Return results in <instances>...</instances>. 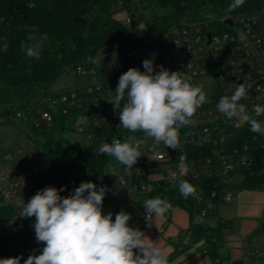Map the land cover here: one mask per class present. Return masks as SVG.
<instances>
[{"label":"built area","instance_id":"1","mask_svg":"<svg viewBox=\"0 0 264 264\" xmlns=\"http://www.w3.org/2000/svg\"><path fill=\"white\" fill-rule=\"evenodd\" d=\"M142 2L132 0L137 10L130 12L125 20L133 31L131 41H118L104 47L102 52L106 67L103 69L95 64H78L71 69L79 75L93 78V81L55 92L48 98L50 109H38L32 116L30 122L33 129L29 134L32 140H38L40 134L37 132L53 127L56 123L54 114L60 112L71 114L75 120H86L77 129L86 134L97 152L101 144L111 143L113 137L121 139V142L129 136L143 140L140 149L142 157L134 165L130 176L124 173L127 183L122 185L129 197L127 204L137 227L145 223L146 210L141 203L148 199L146 194L156 184L166 181L177 184L181 180L217 174L220 179L215 187H222L221 201L230 202L232 194L227 188L235 174L252 175L254 165L264 163V158L259 156L260 152L264 153V134L250 131L247 123L228 120L216 109L220 98L230 96L235 85L245 80L252 83L253 88L240 103L245 104L252 115L254 105L264 106V9L216 17L204 15L201 18H192L186 13L160 35H155L150 33L147 23L143 30L133 29L136 13L144 10ZM228 19L231 23L227 22ZM167 47H172L174 55L183 59L181 64L175 65L179 72L191 76L192 81L197 77L211 76L219 84L218 91L207 95L208 102L195 113V124L179 130L181 149L190 146L202 151L200 156L187 157L188 172L184 175L177 167L181 149L156 148L148 144V138L143 133H130L119 128L118 112H114L113 104L107 102L114 96L121 74L132 67L145 71L144 59L153 60L154 72H158L165 65L163 50ZM78 67H83L84 71H77ZM96 109H100V113L93 115ZM25 117L21 110H0V123L20 121L16 119ZM257 119L264 125V116ZM74 125L75 122L72 127ZM40 143L23 141L14 152L0 149V240L28 226L31 244L37 249L43 248L44 244L36 241L35 217L23 218L18 214L23 202L27 203L33 196L43 170L44 152ZM94 183L98 188L104 186L98 181ZM216 194L218 191L214 190L212 195ZM199 197L202 200V196ZM121 210L127 212V209ZM202 212L206 213V209ZM250 240L255 245L259 243L257 235H252ZM204 259L205 264H237L230 255L204 256ZM243 260L245 264H264V251L251 247L244 252Z\"/></svg>","mask_w":264,"mask_h":264},{"label":"trees","instance_id":"2","mask_svg":"<svg viewBox=\"0 0 264 264\" xmlns=\"http://www.w3.org/2000/svg\"><path fill=\"white\" fill-rule=\"evenodd\" d=\"M29 2L34 4V7H28ZM142 3L144 9L153 10V16L147 25L150 33L155 35H160L186 13L192 18H201L204 15L216 17L264 9V0H245L242 6L231 12L228 11V6L232 0H143ZM156 8L167 11L158 13ZM121 10L132 13L137 8L132 0H0V110H21L31 117L36 115L38 109H50L45 98L54 95L51 90L52 83L78 64L94 65L86 62V58L91 56L95 59L97 52L107 45L118 41H131L132 28L115 15ZM25 25L38 26L39 32L48 36L43 43L39 60L26 57L20 50V42L26 40L28 35ZM4 37H7L6 41L3 40ZM4 42L8 44L6 52L2 50ZM54 116L56 123L53 127L37 132L42 137L40 144L44 152V163L33 195L38 190L52 186L57 189L63 187L65 190L60 195L67 196L74 190L69 184L73 174L84 169H93L97 163L102 164L109 157L98 153L94 148L66 149L64 132L72 127L76 118L60 112H56ZM66 117H69L68 121ZM182 148L186 157L202 154L200 149L190 146ZM259 156L264 158V153L260 152ZM253 171L252 175H245L238 186L247 189L262 187L264 163L254 165ZM219 179L220 177L214 174L187 180L196 187L202 200L191 196L184 199L179 192V183L167 181L156 184L152 191L146 194L148 199L160 197L167 200L172 205V210L181 207L189 215V239L182 248L179 243L174 244L175 248L169 254V264H172L182 251L199 243L202 256H225L222 251L226 248V233L233 226V222L218 214L222 187H215V183ZM214 190H217L218 194L213 196ZM203 209H206V213L202 222L195 223V217L200 215ZM172 210L166 214L170 215ZM127 212L131 214L129 207ZM209 215L217 217L215 225L208 222ZM145 223L137 227L133 219L129 221L130 226L140 230ZM260 233H264V220L252 234ZM42 249L32 246L29 227L25 226L15 234L0 240V259L22 256L23 264L29 255H39Z\"/></svg>","mask_w":264,"mask_h":264},{"label":"clouds","instance_id":"3","mask_svg":"<svg viewBox=\"0 0 264 264\" xmlns=\"http://www.w3.org/2000/svg\"><path fill=\"white\" fill-rule=\"evenodd\" d=\"M244 2L232 0L228 11L236 10ZM28 7H34V4L29 2ZM138 27L143 30L145 25L139 24ZM25 28L28 35L20 42V50L26 57L39 60L48 36L39 32L38 26L25 25ZM3 40L6 41L7 37ZM2 50H8L6 42ZM86 62L99 63L91 56L86 58ZM143 68V72L132 67L121 74L114 96L107 100L113 104V111L118 112L119 128L130 133L141 132L146 138H152L154 145L181 149L179 130L195 124V113L208 102L203 85H194L191 76L169 71L163 66L154 72V61L150 59L143 60ZM77 71L83 72L84 69L78 67ZM252 88L253 84L247 80L235 85L230 96L220 98L216 109L228 120L247 123L250 131L264 134V125L257 119L264 116V106L254 105L252 115L246 105L240 103ZM143 143L135 136H129L124 142L113 137L111 143L101 144L98 152L113 157L130 176L142 157L140 149ZM186 159V154L181 151L177 165L181 175L188 172ZM107 175L117 176L121 185L127 183L112 166ZM64 190L63 187L48 186L38 190L27 203L23 202L18 215L35 217V238L44 244L39 255H29L23 264H169L167 249L161 246L160 241H152L144 231L130 226L132 217L128 212L121 210L115 214L114 220L112 212L103 213V201L109 191L106 186L98 188L94 182L87 181L81 182L69 195L61 196ZM179 192L184 199L189 196L200 198L196 187L186 180L179 182ZM142 206L146 210L147 228L155 224L159 229V221L172 210V205L160 197L146 199ZM204 215L202 212L196 216L194 222L201 223ZM21 260L22 256L3 258L0 264H21Z\"/></svg>","mask_w":264,"mask_h":264},{"label":"rangeland","instance_id":"4","mask_svg":"<svg viewBox=\"0 0 264 264\" xmlns=\"http://www.w3.org/2000/svg\"><path fill=\"white\" fill-rule=\"evenodd\" d=\"M156 11L158 13H164L167 11V9H161L156 8ZM116 17L121 21L125 22L126 17L129 15V12L127 10H121L115 13ZM153 16V10L150 8H146L143 10V12L138 11L135 15L136 18V24L133 26V29L135 31H140L139 24L146 25L148 21L151 20ZM163 54L166 57L165 65H162L165 69L169 71H176L179 72L178 69L175 68V65L181 64L183 62V59L180 56L174 55V49L172 47H167L163 50ZM95 59L99 62L98 64H95L97 68L103 69L106 67V60L103 57V52L100 50L97 52ZM169 65V66H168ZM93 78L79 75L75 71H70L67 74L61 76L59 79H57L54 83L51 85V90L55 93L63 92L69 88H74L78 85L86 84L89 82H92ZM192 83L194 85L196 84H202L203 90L205 91L206 95H209L211 93H215L219 89V84L215 81V79L211 76H203V77H197L195 78ZM49 102V99L45 98V101ZM100 113V109H96L93 111V115H97ZM26 118L22 119H16L20 121L15 122H2L0 123V149L5 151H12L14 152L17 147L24 141V142H41L42 137L38 136V140H32L29 136L30 132L33 129V125L30 122L32 116L26 115ZM30 120H27L29 119ZM67 121L69 117H66ZM86 120H80L78 118L75 120V125L73 127H69L64 132V138L67 140V142L64 143V147L68 150H72L75 147L90 149L93 148L92 142L86 137V134L84 132L78 131V126L80 123L85 122ZM148 144L154 145V141L152 138H148ZM156 148H162L163 150H169L171 148H165L163 144L160 145H154ZM112 166L116 168L117 174L120 176H124V166L118 164L113 157H108L106 160L103 161V163H97L93 169H84L81 171H78L77 173L73 174L71 177L69 184L71 188L75 189L80 185L81 182H101L104 186H106L109 191L106 193V196L103 201V207L102 211L104 214H107L108 212H112L113 214H116L121 209H128V200L129 197L126 193L125 188L119 183L118 177L115 175H107L109 167ZM244 175L242 173L235 174V178L233 181H229V187L227 188L228 191L232 194V199L230 202L221 201L218 207V214L223 217L224 219H230L233 222V226L227 231L228 232H234L239 231V224L236 225V223L241 222V217H239V205L238 201L243 195V192L249 191L253 193H248L245 197L248 201H262L263 195H259L264 193V188L260 187L257 189H247L238 186L239 183L243 180ZM113 193H116L115 195ZM143 203V202H142ZM141 203V207L142 206ZM14 205V202H12ZM173 211V210H172ZM186 213L184 210L180 209L178 210L174 216H173V226L175 228L177 227H185L183 230H185L184 234H180L181 230L178 229L177 236L180 235V239L184 241L187 237L186 235V228H187V222H186ZM208 222L212 225H215L217 223V217L215 215H209L207 218ZM161 221V220H160ZM159 221V225L160 222ZM172 226V225H171ZM160 227V226H159ZM172 229V228H171ZM143 230V229H142ZM158 230L156 226H152L151 228H147L145 226L144 232L145 235H147L149 238H151L154 235V232ZM156 233V232H155ZM226 233V234H227ZM259 238V243L264 246V233H260L257 235ZM172 239H177L176 236H171ZM194 248V246L187 249L190 250ZM226 248L223 249V253H226Z\"/></svg>","mask_w":264,"mask_h":264},{"label":"crops","instance_id":"5","mask_svg":"<svg viewBox=\"0 0 264 264\" xmlns=\"http://www.w3.org/2000/svg\"><path fill=\"white\" fill-rule=\"evenodd\" d=\"M248 193H253L249 191L243 192V195L238 201L239 205V217H241V222L236 223L239 224V231L228 232L226 234V253L225 255H230L236 260L237 264H245L246 262L243 260L244 252L251 247H258L264 251V246L260 243L253 244L250 240L253 235V231L260 225V223L264 220V193L259 194L263 195L262 201H248L245 199ZM184 210L181 207H176L173 209L170 215L165 214V217L161 219L160 227L158 230L154 232V235L150 238L152 241H160L162 247L166 248L168 253L170 254L174 250V244L179 240L180 248H182L188 241V233L186 232V239L182 241L180 239V235L178 234V229L181 230L180 234H184L185 227H177L173 226V216L178 210ZM185 211V210H184ZM186 213V222L187 228L189 226V215ZM172 225V226H171ZM146 226H143V230ZM155 226V224H153ZM172 228V229H171ZM142 230V231H143ZM171 236H176L177 239H172ZM201 243L194 246V248L190 250H184L182 253L173 261L172 264H205L204 256L199 252V246ZM264 245V244H263Z\"/></svg>","mask_w":264,"mask_h":264},{"label":"water","instance_id":"6","mask_svg":"<svg viewBox=\"0 0 264 264\" xmlns=\"http://www.w3.org/2000/svg\"><path fill=\"white\" fill-rule=\"evenodd\" d=\"M227 22L231 23V20L228 19ZM208 36L210 37L211 36V33H209ZM209 41H210V39H209Z\"/></svg>","mask_w":264,"mask_h":264}]
</instances>
